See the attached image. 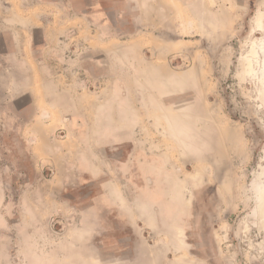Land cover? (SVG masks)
<instances>
[{
    "label": "rangeland",
    "instance_id": "1",
    "mask_svg": "<svg viewBox=\"0 0 264 264\" xmlns=\"http://www.w3.org/2000/svg\"><path fill=\"white\" fill-rule=\"evenodd\" d=\"M204 2L206 10L166 14L108 0L123 60H86L73 45L49 58L92 104L87 134L69 123L49 138L70 160L94 159L98 175L38 165L20 136L31 101H0V264H264V0ZM36 39L41 45L39 32ZM108 103L139 124L107 134L120 130L147 146L169 142L178 127L155 124L185 110V173L170 176L185 183V217L126 223L95 210L103 184L119 181L112 167L131 153L129 143L102 141L96 121Z\"/></svg>",
    "mask_w": 264,
    "mask_h": 264
},
{
    "label": "crops",
    "instance_id": "2",
    "mask_svg": "<svg viewBox=\"0 0 264 264\" xmlns=\"http://www.w3.org/2000/svg\"><path fill=\"white\" fill-rule=\"evenodd\" d=\"M127 1L135 6L133 10H166V14L169 10L171 14L172 10H206L204 0H175L177 3L164 0V4H158L157 0H122V3L126 5ZM107 2L85 0L77 6L71 0H0V101L29 98L34 114L27 123L21 124L20 136L29 144V152L38 165H49L56 173H59L57 168L62 169L64 176L72 174L74 169L90 175L100 173L94 159L70 160L64 157L62 147L49 138L51 131L69 123H79L87 134V111L92 104L83 102L90 92H81L68 84L67 76L49 65L55 62L49 58L54 59L56 48L73 45L80 47L79 56L84 55L86 60L90 55L101 57L102 61L110 60L111 55L119 62L123 60L125 46L113 37L120 29L110 18ZM38 32L42 36L41 45L37 44ZM113 48L119 51L115 53ZM179 83L174 80L176 87ZM118 93H123L122 88H118ZM125 110L122 104L117 108L103 104L96 121L102 126L104 143H129L131 153L125 161L112 167L119 181L103 184V193L93 200L95 210L108 209L126 223L153 222L160 216L166 222L174 215L185 217V206H188L185 183L170 177L185 173V118H179L185 116V110L173 114L172 119L155 124L165 126L167 131L169 127H178L167 135L171 142L151 141L148 146L134 136L123 137L120 130H115L113 136L107 134L109 127L139 124L136 119L127 120ZM175 158L182 160V167L168 163ZM130 175L141 180L148 177L154 180L143 183L123 181ZM68 180L63 177L61 184Z\"/></svg>",
    "mask_w": 264,
    "mask_h": 264
}]
</instances>
